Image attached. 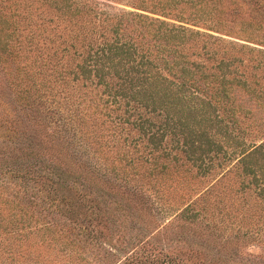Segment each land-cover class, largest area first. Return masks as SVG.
Returning <instances> with one entry per match:
<instances>
[{
    "label": "trees",
    "instance_id": "1",
    "mask_svg": "<svg viewBox=\"0 0 264 264\" xmlns=\"http://www.w3.org/2000/svg\"><path fill=\"white\" fill-rule=\"evenodd\" d=\"M0 0V264H264V0Z\"/></svg>",
    "mask_w": 264,
    "mask_h": 264
},
{
    "label": "rangeland",
    "instance_id": "2",
    "mask_svg": "<svg viewBox=\"0 0 264 264\" xmlns=\"http://www.w3.org/2000/svg\"><path fill=\"white\" fill-rule=\"evenodd\" d=\"M97 1L102 3L101 7L107 9L108 11L132 9L129 5L128 0H97Z\"/></svg>",
    "mask_w": 264,
    "mask_h": 264
}]
</instances>
